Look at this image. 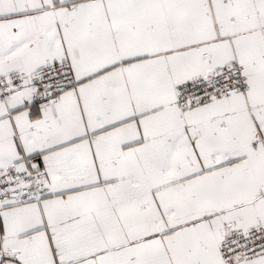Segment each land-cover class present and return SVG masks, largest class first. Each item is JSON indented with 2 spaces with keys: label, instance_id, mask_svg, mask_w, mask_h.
Instances as JSON below:
<instances>
[{
  "label": "snow or ice",
  "instance_id": "obj_1",
  "mask_svg": "<svg viewBox=\"0 0 264 264\" xmlns=\"http://www.w3.org/2000/svg\"><path fill=\"white\" fill-rule=\"evenodd\" d=\"M0 264H264V0H0Z\"/></svg>",
  "mask_w": 264,
  "mask_h": 264
}]
</instances>
